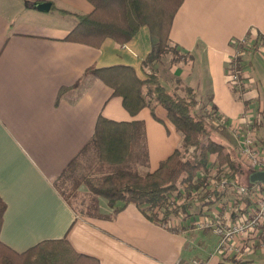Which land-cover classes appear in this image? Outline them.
<instances>
[{"label":"crops","instance_id":"crops-1","mask_svg":"<svg viewBox=\"0 0 264 264\" xmlns=\"http://www.w3.org/2000/svg\"><path fill=\"white\" fill-rule=\"evenodd\" d=\"M34 2H49L50 8L37 11L30 6ZM91 10L86 0H0V199L5 205L0 241L22 252L65 237L74 251L99 264H220L222 258L214 254L217 238L209 231L165 230L133 205L112 218L86 217L56 189L54 182L88 141L99 115L143 122L148 152L144 173L155 170L180 143L161 106H154L155 117L147 108L130 116L106 85L84 74L90 67L124 65L144 77L140 64L152 48L145 26L122 46L110 39L97 49L65 41L76 24L69 12ZM249 36L254 48L238 58L247 86L236 98L226 63L233 55L231 41ZM169 39L189 58L158 68L161 80L192 96L196 106L212 107L229 120L248 115L254 143L263 149L264 52L258 49L264 45V0H183ZM243 171L240 181L250 184L248 176L254 171L245 166ZM226 200L222 195L204 206L201 214L189 217L190 224L200 215L213 214ZM191 208L190 213L198 210ZM99 210L109 212L103 200ZM189 218L183 217V224ZM263 258L264 248L255 247L242 260L264 264Z\"/></svg>","mask_w":264,"mask_h":264},{"label":"trees","instance_id":"trees-1","mask_svg":"<svg viewBox=\"0 0 264 264\" xmlns=\"http://www.w3.org/2000/svg\"><path fill=\"white\" fill-rule=\"evenodd\" d=\"M86 1L92 6L88 14L69 12L75 17L76 24L64 37L65 41L97 49L105 39H110L122 46L145 26L152 48L140 64L144 77L137 76L134 68L124 65L90 67L84 74L106 85L112 96L121 99L130 116L147 108L155 117L154 106H161L180 135V143L155 170L144 173L148 152L143 122L114 121L99 115L88 141L54 182L56 189L69 205L70 197H77L80 191L84 193L83 201L87 199L88 203L84 204L83 216L112 218L126 206L133 205L160 227L181 214L182 219L198 216L204 206L215 204L222 195L229 199V187L222 195L206 188L211 177L223 179L228 185L244 184L240 181L243 165L236 154L237 142L228 130L229 122L214 125L212 120L220 116L215 109L210 107L212 112L207 113L204 106H196L190 92L185 97L169 88L158 72L166 59H169L168 66H174L189 58L169 39L173 16L183 0ZM230 90L235 97L239 96L238 89L230 85ZM67 182L69 185L64 191L61 186ZM99 200L104 201L109 212L101 213ZM194 201L199 204L198 210L190 213ZM4 210L5 205L0 199V227ZM182 219L175 230L166 224L162 228L179 232L183 227H193L192 219L184 224ZM0 264L99 263L94 257L74 251L63 237L41 241L22 252H16L0 241ZM220 264L247 262L227 256Z\"/></svg>","mask_w":264,"mask_h":264},{"label":"built area","instance_id":"built-area-1","mask_svg":"<svg viewBox=\"0 0 264 264\" xmlns=\"http://www.w3.org/2000/svg\"><path fill=\"white\" fill-rule=\"evenodd\" d=\"M231 46L233 55L226 63L228 82L241 91L246 88L247 82L239 70L238 58L245 51L254 48V40L250 36L238 41L233 40ZM258 50L264 52V45ZM205 110L207 113L212 112L210 107H206ZM227 122H229L228 130L238 144V158L241 164L254 172L264 171V148L259 149L254 143L255 129L249 116L243 114L236 120H229L220 114L212 120L214 125ZM228 187L231 193L229 199L218 203L213 214L200 215L193 220L192 225L197 230H207L215 235L217 242L214 246V254L221 258L227 256L244 258L246 254L254 252L255 247L264 248V183L228 185L223 179L217 180L211 177L206 186L211 193L219 195H222ZM194 203L192 205L194 207L199 205L195 201ZM181 219L182 214L179 218H172L167 223H163L161 227L166 224L175 230L180 227ZM192 263L205 264L201 260H193Z\"/></svg>","mask_w":264,"mask_h":264},{"label":"rangeland","instance_id":"rangeland-1","mask_svg":"<svg viewBox=\"0 0 264 264\" xmlns=\"http://www.w3.org/2000/svg\"><path fill=\"white\" fill-rule=\"evenodd\" d=\"M168 61H169V59H166L165 61H164V67H166V66H168ZM227 69H228V66H226V75H227ZM205 98H203V100H202V102L204 103L205 102ZM178 134V133H177ZM179 135V134H178ZM179 137H180V135H179ZM142 168H140V170H141ZM78 171H80V170H78ZM69 185V183L67 182V183H65L64 184V186H61L63 189H64V191H66V189H67V186ZM83 196H85V194L84 193H82L81 191L79 192V194H78V196L77 197H70V199H69V203L71 204V206H72V208L79 214V215H81L82 214V212H83V207H84V204L86 205L87 203H88V200L86 199L85 200V202L83 201L84 200V198H83ZM83 202V203H82ZM192 221V220H191ZM263 261H264V258L262 259Z\"/></svg>","mask_w":264,"mask_h":264},{"label":"water","instance_id":"water-1","mask_svg":"<svg viewBox=\"0 0 264 264\" xmlns=\"http://www.w3.org/2000/svg\"><path fill=\"white\" fill-rule=\"evenodd\" d=\"M30 6L37 11L45 12V11H48V9L50 8V3L49 2H34V3H31ZM248 182L250 184H253L256 182L264 183V171H255L251 173L248 176Z\"/></svg>","mask_w":264,"mask_h":264}]
</instances>
